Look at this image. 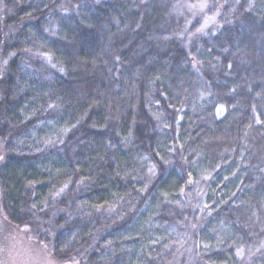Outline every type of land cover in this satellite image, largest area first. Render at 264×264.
Segmentation results:
<instances>
[{
	"label": "trees",
	"instance_id": "16d2710c",
	"mask_svg": "<svg viewBox=\"0 0 264 264\" xmlns=\"http://www.w3.org/2000/svg\"><path fill=\"white\" fill-rule=\"evenodd\" d=\"M0 15L11 224L53 227L55 256L80 264H264V0Z\"/></svg>",
	"mask_w": 264,
	"mask_h": 264
},
{
	"label": "rangeland",
	"instance_id": "374dc122",
	"mask_svg": "<svg viewBox=\"0 0 264 264\" xmlns=\"http://www.w3.org/2000/svg\"><path fill=\"white\" fill-rule=\"evenodd\" d=\"M4 58L0 57V75L3 74L8 63ZM0 157H2L1 162L3 159L1 144ZM1 208L0 205V264H48L49 261L52 264H80L77 261H63L55 256L51 242L45 239L53 238L55 235L53 227H41L40 235L31 226L16 227L8 221ZM6 239L7 244H5Z\"/></svg>",
	"mask_w": 264,
	"mask_h": 264
},
{
	"label": "snow or ice",
	"instance_id": "6c2138e0",
	"mask_svg": "<svg viewBox=\"0 0 264 264\" xmlns=\"http://www.w3.org/2000/svg\"><path fill=\"white\" fill-rule=\"evenodd\" d=\"M201 7H204V5H201ZM5 63H6V61H5ZM53 67H55V65H53ZM61 71H63V69H61ZM223 108H224V106H223V105H220V109H219V110H223ZM0 158H2V157H0ZM5 244H7V239L5 240ZM46 247H47V246H45V248H46ZM48 264H52V262L49 261Z\"/></svg>",
	"mask_w": 264,
	"mask_h": 264
}]
</instances>
